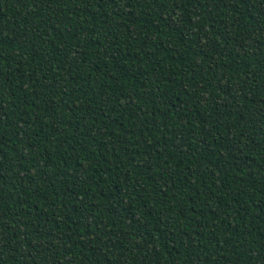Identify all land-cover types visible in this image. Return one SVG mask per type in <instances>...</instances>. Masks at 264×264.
<instances>
[{
	"label": "trees",
	"instance_id": "trees-1",
	"mask_svg": "<svg viewBox=\"0 0 264 264\" xmlns=\"http://www.w3.org/2000/svg\"><path fill=\"white\" fill-rule=\"evenodd\" d=\"M0 264H264V0H0Z\"/></svg>",
	"mask_w": 264,
	"mask_h": 264
}]
</instances>
